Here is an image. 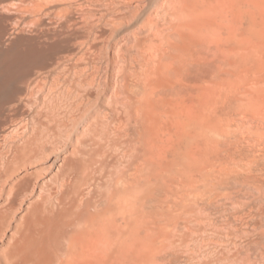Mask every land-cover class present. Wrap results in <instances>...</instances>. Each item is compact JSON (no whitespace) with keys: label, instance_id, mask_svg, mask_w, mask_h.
I'll use <instances>...</instances> for the list:
<instances>
[{"label":"bare ground","instance_id":"1","mask_svg":"<svg viewBox=\"0 0 264 264\" xmlns=\"http://www.w3.org/2000/svg\"><path fill=\"white\" fill-rule=\"evenodd\" d=\"M57 1L58 32L41 66L49 73L54 72L55 65L65 71L77 69L83 56L91 55L95 43L106 37L105 41L102 38L103 47L113 48L115 69L124 71L120 74L122 79L117 77L114 81L112 104L115 103L116 111L100 141L91 136L81 142L80 148L68 149L64 145V150L54 155L33 141L29 122H18L16 118L7 121L17 125L11 134L0 133V264L104 263L105 256L99 248L111 245V231L128 233L129 222L134 234L122 239L121 245L130 246L127 251L140 245L142 252L147 251L142 261L152 264L157 256L176 246L182 232H189L192 195L213 192L227 175H237L242 169L252 176L264 175V154L258 153V157L248 150L245 161L244 157L238 160L241 152L239 157L231 150L221 154L225 152L222 145L227 146L224 142L227 139L228 143L231 130L234 132L228 128L231 125L223 127L211 121L189 125V20L200 10L201 14L206 13L207 0ZM45 2L35 6L36 10L29 8L30 12L34 10L35 17H51ZM15 4L6 9L28 12L26 6ZM97 28H102L101 33ZM94 34L98 40L93 37L95 43H91L90 35ZM83 36L91 39L86 48L84 41L80 43ZM128 42H133L132 46L128 47ZM125 46L132 53L129 62ZM31 71L20 78V87L10 90L15 104L19 102L14 107L19 116L22 104L31 101L30 81L40 73L33 75ZM96 73H91L93 85L98 82ZM238 129L241 128L235 132ZM189 145H203L212 153L217 147L221 155L215 153L217 157L211 155L213 159L189 162ZM225 155V159L221 158ZM130 203L134 205L128 211L126 205ZM100 242L104 247L99 246ZM139 248L135 252L140 255Z\"/></svg>","mask_w":264,"mask_h":264},{"label":"rangeland","instance_id":"2","mask_svg":"<svg viewBox=\"0 0 264 264\" xmlns=\"http://www.w3.org/2000/svg\"><path fill=\"white\" fill-rule=\"evenodd\" d=\"M44 2L49 6L51 17H35V6H43ZM15 3L26 6L28 12L34 10L28 14L6 9V6L11 7ZM206 7V13L201 14L200 10L189 20V125L194 122L207 124L208 121V124L218 123L223 124V127L231 125L228 128H232L234 132L236 128H241L242 130L238 129L235 133L229 129L233 135L228 137V143L227 139H224L228 147L223 144L221 148L225 149V152L221 154L231 150L232 154L239 157L241 152L238 160L244 157L243 161L250 153L256 152L255 155L259 157V154H264V0H207ZM58 8L57 0H0V133L11 134L17 125L7 124V121L10 122L14 118L18 122L25 120L30 124L33 141L42 145L50 155L64 150V145L68 149L75 148L74 146L80 148L84 140L91 139V136L100 141L104 131L105 134L108 132L106 127L115 115V103L112 104L115 102L114 81L117 77L121 80L120 74L124 73L122 70H116L117 58L113 48L103 47L102 41H105L106 37L99 38V43L95 34L90 35L94 41L85 36L83 40L80 38V43L84 41V48L92 42L95 43V39L102 44L99 46L95 43L94 51L89 53H94L93 57L87 55V59L83 56L87 60L83 58L79 68L65 71V68L55 65L52 68L54 72H46L49 69L42 67L41 61L45 53L51 50L54 39L56 40ZM39 19L40 22H37ZM99 29L97 28V31ZM99 31L101 33L102 28ZM88 40H91V43ZM128 43L130 47L133 42ZM128 47H124L127 62L131 60L132 55L127 50ZM29 59L35 62L31 63ZM32 64L33 68L30 67ZM121 65H125V62ZM29 69L33 75L36 71L40 73L39 76L35 74L37 78L34 75L30 81L31 101L22 104V114L19 116L14 112V107L19 102L15 104L16 101L10 97V92L13 86L20 87V78L25 77L27 72L30 73ZM114 69L116 71H113ZM93 72L99 74L96 73L98 84L95 85L90 82L95 75ZM238 131L241 132L239 135ZM231 142L236 145L232 147ZM190 146L189 162L193 163L194 160L207 161L211 155L217 157L215 153L220 150L216 147L212 153L203 145L201 148ZM221 154L218 153L219 156ZM225 157L226 155L221 156L223 159ZM242 170L237 175H227L229 179L225 176L227 180H221L218 188L211 187H215L213 192H203L189 198V232H182L184 239L179 234V246L177 243L170 251L157 256L152 264H264V175L252 176L248 171ZM203 190L201 188V191ZM130 204L126 205L128 211L134 205ZM131 223L129 222L130 231L126 230L128 233H119L117 230L110 232L114 237L110 239L111 236H108V245L111 244H106L108 248H99L103 244H98L99 250L101 249L99 253L105 256V262L100 264H141L142 259H146L144 257L147 255L143 254L145 250L142 252L140 245L136 248H139L141 256L139 251L135 252V247L134 250L131 248L127 251L130 246L123 248L121 245L124 244L122 239H127L128 235L133 236L130 234L133 232ZM107 240L103 241L107 243Z\"/></svg>","mask_w":264,"mask_h":264}]
</instances>
